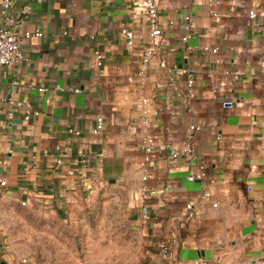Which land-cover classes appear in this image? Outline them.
<instances>
[{
	"label": "crops",
	"instance_id": "0c3cea01",
	"mask_svg": "<svg viewBox=\"0 0 264 264\" xmlns=\"http://www.w3.org/2000/svg\"><path fill=\"white\" fill-rule=\"evenodd\" d=\"M3 1L0 30L22 40L28 60L0 69V183L7 182L0 184V216L23 202L64 212L112 183L127 191L130 223L145 236L151 264H264V0H222L216 8L207 0H158L163 35L146 80L139 73L150 39L140 0H11L7 14ZM254 4L260 16L251 20ZM185 16L193 32L187 43ZM124 28L136 34L133 47ZM26 32L43 36L25 39ZM207 46L218 53L203 52ZM174 65L183 76L166 72ZM188 78L195 91L183 108L176 91ZM145 107L149 128L141 121ZM99 117L105 129L93 136ZM193 123L201 131L189 143ZM149 135L156 147L144 183L142 143ZM188 146L192 153L173 158ZM99 152L102 168L95 160L81 165L83 155ZM201 167L206 176L190 181ZM143 185L163 193L143 196ZM204 191L212 201L201 200ZM12 261L0 256V263Z\"/></svg>",
	"mask_w": 264,
	"mask_h": 264
},
{
	"label": "rangeland",
	"instance_id": "374dc122",
	"mask_svg": "<svg viewBox=\"0 0 264 264\" xmlns=\"http://www.w3.org/2000/svg\"><path fill=\"white\" fill-rule=\"evenodd\" d=\"M129 209L127 191L112 183L64 212L13 204L0 216L2 255L12 264H151Z\"/></svg>",
	"mask_w": 264,
	"mask_h": 264
},
{
	"label": "built area",
	"instance_id": "2783aa9c",
	"mask_svg": "<svg viewBox=\"0 0 264 264\" xmlns=\"http://www.w3.org/2000/svg\"><path fill=\"white\" fill-rule=\"evenodd\" d=\"M32 2L34 1H40V0H30ZM60 2H64L65 0H58ZM208 4L213 7H220L222 5V0H207ZM264 6V5H263ZM12 8V1L11 0H4L2 2V13L7 14ZM138 9L143 13L145 16L147 26L149 29V39L150 43L149 45L146 46L145 51L142 56V69L139 73L141 78L143 80L147 79V74H146V68L150 64L151 60L154 58V56L157 54L160 48V39L163 35V25L161 22V17L158 9V0H140L138 3ZM259 5L254 4L252 5L251 10L249 11V18L251 20H256L260 14L258 12ZM212 16L215 19L216 22H219L221 19V14L216 11L212 10ZM184 22V29L186 31L185 36L182 38V41L184 43H187L188 40L192 37L193 32H192V27H191V18L190 16H185L183 19ZM171 25H173V22H170ZM122 36L124 37L126 44L128 47H133L135 45V40H136V34L134 31L129 30V29H122L121 31ZM43 33L37 32V33H29L26 32L24 35L25 39H30L32 37H42ZM203 52H211L213 54H217L218 50L216 48H211V47H204L202 49ZM98 60H97V65H101V60L99 58V51L95 52ZM28 60L27 55L25 54L23 47H22V40L10 29H1L0 30V69L3 67H13L16 66L20 63H24ZM166 67V66H164ZM167 73L170 74H175L178 77H181L184 75V72L180 70L176 65H174L171 68H168L166 70ZM162 84L159 83L157 84V88L160 89ZM44 89L41 90L43 92ZM195 91V80L193 78H188L187 79V84L185 89H179L176 91V98L180 100L181 105L183 108L189 107L191 100L193 98ZM75 93H80L81 91L78 89L73 90ZM147 100L143 99V104L147 106ZM13 103V102H12ZM17 107H23L22 103H16ZM223 107H231L230 102H224ZM27 114L25 116L26 120L30 119V112L26 111ZM35 116H38L39 113L35 112ZM142 125L146 128H149L151 125V120L149 117V111L145 107L142 110ZM105 129V122L102 117H99L96 121L95 127L92 129L91 133L93 136H99ZM190 134L188 135V141L189 143H192L194 140V134L198 133L201 131V126L198 124H191L189 126ZM77 136H80V133H76ZM218 140H220V136L217 137ZM156 147V138L154 136H147L143 143H142V151L144 153V158L142 162L140 163V168L142 170V181L146 183L150 178H151V173L149 170V164L151 162L152 155L155 151ZM62 152V147L60 145L55 147V153L60 154ZM193 152L192 147L188 146L182 150L181 153H175L173 154V158H178L180 154H190ZM105 155L103 152H99L95 154L94 156L91 155H83L81 157V165L82 166H90L92 164V161L95 160L97 163V167L102 168L103 167V162H104ZM63 160L59 156L57 159V164L62 165ZM200 175L199 177L191 176L189 177L190 181H195L196 179L200 178L203 179L206 176V171L204 167H201L200 169ZM1 186L5 187L7 185V182L5 180L1 181ZM142 193L143 196H152V195H158L162 194L163 190L158 189V190H150L146 185H143L142 187ZM201 200L203 201H212V194L208 191H204L201 194ZM23 206H26V203H22ZM214 207H217L216 204H213ZM194 208V205L189 203L186 205V211H187V219H191L192 216V210ZM141 215H142V221H148L150 218V211L147 205H142L141 207ZM170 251L168 248L164 247L162 249V255L167 258L170 255Z\"/></svg>",
	"mask_w": 264,
	"mask_h": 264
},
{
	"label": "water",
	"instance_id": "95a60500",
	"mask_svg": "<svg viewBox=\"0 0 264 264\" xmlns=\"http://www.w3.org/2000/svg\"><path fill=\"white\" fill-rule=\"evenodd\" d=\"M0 264H7V263H5V262H1Z\"/></svg>",
	"mask_w": 264,
	"mask_h": 264
}]
</instances>
